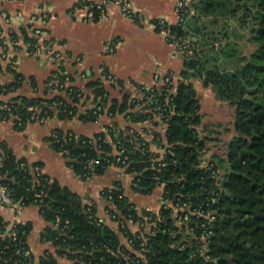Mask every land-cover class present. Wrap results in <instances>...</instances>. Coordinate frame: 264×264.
I'll return each instance as SVG.
<instances>
[{"label":"trees","instance_id":"1","mask_svg":"<svg viewBox=\"0 0 264 264\" xmlns=\"http://www.w3.org/2000/svg\"><path fill=\"white\" fill-rule=\"evenodd\" d=\"M192 7L195 15L187 24L171 26L170 30L180 38H196L200 50L192 58L186 59V71L174 93L167 88L146 93L147 101L155 97L165 108V139L155 136V144L165 153H153L148 145L142 146L136 137L121 135L117 138L115 133L109 138L105 135L95 136L96 144H90L89 137L84 136L79 139L75 137L65 144V149L75 159L69 162L70 167L83 178L87 161L99 160L100 165L94 174L103 175L109 168L107 161L112 159V143L124 146L130 163L119 167L134 177L133 187L137 193L152 195L164 187V201L174 207L188 206V210L181 214L188 215L189 222L186 226L178 227L173 219L172 208L162 209L160 219L149 211L139 213L125 196L120 182L115 183V188L103 192L104 198L109 200L111 197L120 215L133 224L144 223L145 219L157 224L154 233L143 238H138L128 226H120L123 237L132 240L134 251L143 252L145 259L126 248L118 234L107 225L90 218L75 193L47 176L45 180L39 181L35 170L21 166L27 163L25 160L17 159L6 145H0V183L8 186L12 196L26 206L33 205L35 201L42 203V216L51 224L42 235L43 241H52L57 246L69 244L74 251H86L71 256L72 259L78 257L86 264H264V0H192ZM96 17L99 18L98 12ZM202 17L216 18L217 21L225 17L235 18L251 30L254 51L240 69L222 70L218 65L206 68V62L202 60L203 38L197 35L199 30L195 33L192 30L193 23ZM155 24L157 31H161L158 22ZM22 33L26 41L33 42L25 31ZM219 52L221 59L226 50ZM193 79L201 80L205 87H213L220 101L235 108L234 136L229 144L227 158L210 160L207 166L202 164V158L208 150V138L202 137L199 131L202 125L201 105ZM23 80L17 74L13 84L0 83V94L5 93L3 89H6V94L18 89ZM99 86V83L88 85L89 88H96L94 94L103 98V106L108 105V93L97 88ZM16 99L21 100L22 104L18 115L27 120L30 116L28 108L41 105L44 110H48L46 106L62 97L50 100ZM73 101L80 103L78 98ZM139 104L142 102L124 96L121 102H111L108 114L116 117ZM155 107V104H149V109ZM70 110H73V115L68 117L59 113L60 118L71 119L79 112V108ZM104 113V110L97 114L89 110L82 119L84 122H96ZM53 114L54 110H49V116L53 117ZM128 116L134 122L153 117L151 114ZM16 127L21 131L25 129ZM54 134L63 142L64 132L56 131ZM50 141H53L52 137ZM54 147L58 148L59 145L54 144ZM224 163L226 168H223ZM37 167L42 168L41 164H32V168ZM41 192L43 195L37 197ZM58 219L63 225L69 223L66 230L68 234H61L53 226ZM7 225L0 217V234ZM21 229L25 231V236ZM21 229H18L19 242L0 238V252H3L0 253V264L30 262L21 254L31 228L26 224ZM207 231L212 232L207 239V252L197 253ZM108 249L118 255L127 254L130 259L125 261ZM58 253L63 255L62 251ZM56 263L50 253L44 254L39 260V264Z\"/></svg>","mask_w":264,"mask_h":264},{"label":"crops","instance_id":"2","mask_svg":"<svg viewBox=\"0 0 264 264\" xmlns=\"http://www.w3.org/2000/svg\"><path fill=\"white\" fill-rule=\"evenodd\" d=\"M177 1L131 0L136 12L135 20L126 18L117 6L110 5L105 17L86 22L87 10L82 6L81 0H0V44H3L0 46V83L13 84L17 74L24 78L18 89L7 95H0V101L15 100L18 97L44 100L63 97L51 90L57 66L44 57L26 54L25 46H4L11 34L24 43L29 41H26L22 32L25 31L30 39L31 34L24 24L15 18L9 25L1 16V12L13 15L21 11L26 16L48 14L47 22L39 21L36 27L45 30L46 39L56 42V50L69 63L68 70L75 77L74 85L85 95V100L79 103L78 114L71 119L60 118L59 112L54 110L53 117L48 121L29 124L22 131L17 129L13 121L0 120V145H6L17 159L25 160L29 164H41L43 173L75 193L82 206L93 202L98 216L106 219L107 226L118 234L124 245L126 241L119 232V225L111 221L107 214L111 205L105 201L103 192L115 188V183L120 182L125 196L139 213H158L162 206L163 188L157 189L152 195L137 193L133 187L134 177L123 173L118 167H109L103 175L94 174L84 179L70 167L69 161L57 151L50 138L56 131L72 132L91 138L100 135L109 127L117 126L126 134L133 132L142 135L149 142L151 150L162 155L155 147L153 139L157 135L160 139H165V123L155 116L146 121L134 122L128 115L150 114L146 93L155 86L154 75L157 71L174 73L177 85L186 71V60L177 55L174 46L161 31H157L155 24L164 19L171 26L177 25ZM76 7L79 8L77 11ZM110 42L115 43L113 53H109L107 49ZM20 51L22 54L18 53ZM3 55H6V58ZM108 73L115 78L114 82L107 79L105 74ZM82 75L85 80L81 78ZM192 82L201 105V128L207 125V120L203 117V105L210 104L209 95H214L218 100L219 98L213 87H205L202 81L197 79ZM92 83H99L97 88H102L108 93V106L113 100L121 102L124 96L139 100L142 104L116 117H111L108 111H105L96 122H84L83 114L92 110L99 98L94 94L96 88L88 87ZM200 134L204 137L201 131ZM0 217L9 225L17 223L30 226L27 243L36 264H39L40 258L47 252L54 256L58 264H73L60 255L59 250L52 244L43 242L42 235L51 224L44 219L38 207L26 206L17 216L10 208H1ZM130 229L133 232L139 231L136 225H130ZM142 230L147 234L150 228Z\"/></svg>","mask_w":264,"mask_h":264},{"label":"built area","instance_id":"3","mask_svg":"<svg viewBox=\"0 0 264 264\" xmlns=\"http://www.w3.org/2000/svg\"><path fill=\"white\" fill-rule=\"evenodd\" d=\"M3 1H12V0H3ZM81 4L85 9L87 10V15H86V22H92L94 21L96 17V13L98 12L99 17H105L108 13V8L110 5H115L117 6L122 14L131 20L136 19V12L133 8V4L131 0H99L97 2H90L89 0H81ZM79 8L76 7V11ZM175 13L178 17V26H185L187 22L191 19L192 16L195 15V10L192 7V1L191 0H178L177 4L175 6ZM1 16L3 19L10 25L13 21V19L19 20L21 23L24 24V27L29 30L30 32V37L33 39V42L29 41L28 43L22 42V40H18L16 36L10 35L9 41L6 45H4L6 48L9 46V48H13L16 46H25L27 48L26 54L29 55H35V56H41L46 58L50 63L54 64L57 66V71L55 72V75L53 77V81L51 83V90L53 92H56L60 95H63L62 99L56 100L52 103V105L46 106L48 110H44V108L41 105H36L33 107L28 108V111L30 112V116L28 117V121L24 120L22 116L18 115V109L22 107L21 100H9V101H0V120H11L15 123L16 126L20 128H26L29 124L32 123H44L51 119L49 116V110H56L59 113L65 114V116H71L73 115V110H70L71 108H79V103H74V99L78 98L80 102L85 100V95L82 92L81 89L76 87L74 84V79L75 77L73 74L68 70V65L69 63L64 59L63 55L56 50V42L51 39H46L47 33L45 30L42 28L36 27V24L39 21H42L44 23L47 22L49 16L48 14L44 15H32V16H26L23 12H17L13 15L7 13V12H1ZM158 24L161 26V32L163 35L166 37L167 41L171 43L177 55H179L183 59H190L194 56L196 51L200 50V46L197 44V40L191 39V38H180L177 35L173 34L171 32V25L164 19L159 20ZM3 44H0L2 46ZM107 49L109 53H113L115 51V43L110 42L107 45ZM22 54V52H18ZM4 58H6V55H3ZM107 79L109 81L114 82L115 78L111 76L109 73L105 74ZM81 78L85 80V76L82 75ZM154 80H155V86L153 88L148 89L149 92H154V91H160L162 88H167L170 90V92L174 93L175 87L177 84L175 83V76L174 73L168 72V73H163L162 71H157L154 75ZM3 92L0 95H7L6 94V89H3ZM107 97V95L105 96ZM170 101V98H168ZM153 103L155 104V108L152 110L150 109V114L157 117L161 121L164 122L166 116L164 115L165 108L160 105L159 100L156 99L155 97H151L148 100V104ZM44 106V107H45ZM109 106L105 105L103 106V98L99 97L95 105L93 106L92 110H94V114H97L99 111H108ZM99 119V118H98ZM165 123V122H164ZM166 125V123H165ZM167 126V125H166ZM167 128V127H166ZM112 133H115L116 137L119 138L121 135H127L131 137H136L138 141H141V145H149V142L146 140L145 137L139 134H135L131 132V134H126L123 129L117 127V126H112L109 127L108 129L104 130L103 133L100 135H105L108 138ZM65 136L62 139L63 142L56 137L55 134L52 135L53 138V145L57 144L59 145L57 149L58 152H60L69 162H74L75 159H73L70 155V152L65 149V144H68L73 140V138L76 137V139L80 136L71 133V132H64ZM90 139V144H96L97 138L91 137ZM154 144H155V138L153 139ZM157 141V140H156ZM140 147V145H138ZM155 147L162 152V154L165 153V150L158 147L155 144ZM112 148L113 151L110 154L112 159L107 161V164L109 167H118L119 166H127L129 162V155L127 154V151L124 146H118L116 143H112ZM151 150V147H150ZM151 152L155 153L154 151L151 150ZM1 161V160H0ZM100 165V161L97 159H91L85 163V170L86 174H84V178L87 179L94 175V172L96 170V167ZM23 168L28 167L27 169L30 170H35V176L39 181H42L43 179L45 180V174L43 173L42 168H32V164L29 163H23L21 165ZM123 173L124 168H120ZM126 174V173H125ZM129 175V174H128ZM48 180V179H46ZM50 183V181L48 180ZM164 190V187H161ZM164 192V191H163ZM43 195V192L39 193L37 197H41ZM104 197V194H102ZM105 199V198H104ZM162 209H173V219L175 221L176 226L181 227V226H186L189 222V216L188 215H182L181 213L184 212L186 209L188 210V206H176L174 207L171 205L170 202L164 201L162 198ZM107 203L111 205V207L108 208L107 214L109 216V219L113 222H116L119 225V232H120V226L124 228L125 226H128L130 228V225H136L139 227V231L133 232V234L138 235V238H143L145 235L148 234H153L155 228L157 227V224L155 222H149V219H145L144 223L141 224H133L130 220L125 219L122 215H120L119 210L117 207L113 204L112 198L110 199H105ZM31 206H36L40 209L41 215H42V203L35 201L33 205ZM10 208L14 213L15 216H17L20 211L26 207L24 203L21 201L17 200L14 198L11 194L10 189L8 186L0 183V209L1 208ZM86 210L87 213L89 214L90 218H96L97 222L100 224L107 225V221L105 218H102L98 216L97 211L95 212V204L93 202H87L86 205ZM160 210V211H161ZM113 213H111V212ZM160 211L158 213H155L160 219ZM150 212V211H149ZM153 213V212H152ZM8 224V223H7ZM68 222H66L64 225L61 224L60 219L57 220V222L53 225L57 230H60L61 234H68L66 230L68 229ZM26 224H13V225H7L5 230L0 234V238L3 240L5 239H10L12 242H19V231L18 229L24 228ZM146 227L150 228V231L146 234L142 229H145ZM22 230V229H21ZM121 233V232H120ZM22 234L25 236V231L22 230ZM122 234V233H121ZM212 235V232L207 231L202 239V245L197 249V253L200 254H206L207 252V239ZM125 247L128 248L130 251L135 252L133 247H132V240L125 238ZM44 242V241H43ZM48 244H52L57 250L63 252V256L69 259L70 261L73 262V264H86L85 262H82L80 258L75 257L72 259L71 256H75L76 254H82L83 252H86L84 249L81 250H76L72 249V247L67 244L64 246H57L54 245V243L51 242H44ZM109 252H111L114 256H120L123 258V260L128 261L129 255L127 254H119L116 252H113L108 249ZM1 254L3 252H0ZM49 253V252H47ZM139 257H142L145 259L144 253L143 252H135ZM46 254V253H45ZM25 259L30 262L26 263L25 261H18V264H36L35 258L33 260V254L28 246V243L26 242V247L24 248L22 254H21ZM58 264V263H56Z\"/></svg>","mask_w":264,"mask_h":264},{"label":"rangeland","instance_id":"4","mask_svg":"<svg viewBox=\"0 0 264 264\" xmlns=\"http://www.w3.org/2000/svg\"><path fill=\"white\" fill-rule=\"evenodd\" d=\"M215 21L216 18L202 17L192 25L193 32L199 30L197 35L203 38L202 60L206 62L207 69L218 65L222 70H238L254 51L251 30L235 18L225 17L214 23ZM222 50L226 52L220 59L219 51ZM206 93H209L208 90ZM209 96L210 104L203 105V117L207 120V125L199 128L202 135L208 138V150L202 158L204 166L210 160L226 159L230 141L234 136L235 108L216 99L214 95ZM223 168H226V163ZM224 173L225 170L222 171Z\"/></svg>","mask_w":264,"mask_h":264}]
</instances>
